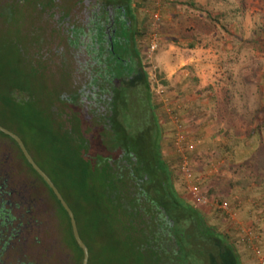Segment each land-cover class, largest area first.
<instances>
[{"label": "rangeland", "instance_id": "1", "mask_svg": "<svg viewBox=\"0 0 264 264\" xmlns=\"http://www.w3.org/2000/svg\"><path fill=\"white\" fill-rule=\"evenodd\" d=\"M0 1L7 2L0 19L6 18L13 27L9 34L0 31V84L7 88L11 82L10 68L18 64L14 42L11 43L15 39L20 46H27L25 52L31 61L34 56L38 57L47 68L44 77L37 82L40 86L35 89L40 96L68 83L71 84L68 89L60 91L64 98L82 89L91 70L86 47L81 43H89V40L84 38L80 43L77 37L66 38L68 34L63 29L71 24L70 19L64 22L62 16L57 17L61 11L69 9L74 0ZM185 1L134 0L143 30L139 37L143 61L159 105L155 118L159 123L162 154L171 166L178 194L201 209L221 236L231 235L241 264H264V0H195L201 6L198 10ZM53 2L56 7L46 10V5ZM40 43L42 48L38 54L34 49ZM190 67L202 73V77L194 81L202 88L201 109L189 110L184 106L191 91L185 88L187 80L183 70ZM66 74L70 75L69 79ZM143 96L141 92L139 98ZM132 98L131 106L142 114ZM79 104L83 119L88 116V120H94L93 124L106 122L101 106ZM62 108L66 111L65 104ZM144 109L148 120H153L147 105ZM199 111H202V123L194 118ZM19 112V108H8L0 99V123L18 132L37 161L51 173L55 168L52 160L55 153L47 136L51 134L36 117L27 114L25 119ZM138 114L128 115L133 130L140 125ZM66 119L63 112L62 121L67 123ZM46 121L44 119L43 124ZM152 126L155 130V121ZM91 128L94 134L100 135L97 127ZM178 135L183 136L181 141ZM203 135H214L216 144L205 147ZM61 141L57 138L59 147ZM64 149L65 144L58 154L60 159L67 155ZM185 160L191 169L190 177L183 169ZM58 166L61 173L56 176L57 183L70 199L69 194L75 195L78 190L71 192L67 188L71 182L64 175L75 168L69 169L65 160ZM190 185H197L209 202L199 201L190 192ZM224 201L228 202V208L221 206ZM94 216L92 214L93 230L87 235L91 247L103 251L106 264H127L122 247L110 241L109 223L96 220ZM82 217L78 212L79 221ZM112 247L120 252L113 254ZM191 247L197 248L194 244ZM61 254L62 264H67V252L63 249ZM203 261L202 256L190 259L194 264ZM94 264H98L97 261Z\"/></svg>", "mask_w": 264, "mask_h": 264}, {"label": "trees", "instance_id": "2", "mask_svg": "<svg viewBox=\"0 0 264 264\" xmlns=\"http://www.w3.org/2000/svg\"><path fill=\"white\" fill-rule=\"evenodd\" d=\"M185 2L194 10L201 8L195 0ZM6 3L0 1V12L5 8ZM0 23V31L9 34L13 28L9 20L0 19ZM70 37L68 35L66 38L70 39ZM14 40L11 43L14 42L16 50L14 55L17 56L19 64L21 56L24 53L27 54L25 52L27 46L22 47ZM11 43L8 42V44ZM41 48L40 43L39 47H35V53H38ZM115 51L120 55L125 52L119 45L116 46ZM111 52L114 62L117 58L114 57V51ZM34 58L35 62L31 61L28 76L29 106L24 108L22 102L16 100L14 96L15 92L17 93L16 90H19L20 94L23 93L24 78H27L23 74L22 67H17L18 64L15 63L8 73L10 84L7 88L0 84V99L8 108H19V113L25 119L27 114L33 118L36 117L51 134L47 136L55 153L52 157L55 168L51 169L49 174L74 211L83 239L88 240V232L93 230L92 214H94V219L109 223L110 241L113 245L122 247V254L127 264H194L190 263V259L199 256H202L204 260L202 264H241L231 235L221 236L220 232L208 223L204 213L190 208L175 189L173 171L161 150L159 123L157 117L155 118L159 105L153 96L149 98L148 105L153 120L149 118V124L145 121L147 126L139 135L128 132L132 127L129 123V114L125 112L126 107L121 103L116 104V101L111 106L113 113L107 118L109 128L103 121H97L95 124L86 123L81 116L76 123L71 124L69 118L66 119L69 124L64 122L65 119L60 123L49 114L45 116V110L50 109V105L47 104L45 108L40 101L59 100L60 91L68 89L70 83L54 91L48 90L49 94L40 96L35 89L40 86L41 83L37 82L44 77L46 72L44 70L47 68L42 64L41 59L35 56ZM117 62L110 70L112 78L118 79L125 74L137 71L141 75L142 83L147 89L149 88V74L145 70V65L140 64L139 70L123 61ZM66 75L69 79V74ZM115 91L119 96L117 87ZM63 99L66 98L63 97ZM116 116H119L118 120ZM44 119L47 121L43 124ZM154 121L155 130L152 126ZM91 126L95 129L97 127V130L101 131L100 135L94 134ZM57 138L62 140L60 147ZM64 144L66 149L63 151L67 155L60 159L58 154ZM121 153L124 155L121 156ZM64 160L69 169L75 168L64 175L66 176L64 178L71 182L68 186L66 183L67 188L71 192L78 190L75 195L69 194L70 199L62 192L56 178L61 173L58 170L60 169L58 163ZM32 172L36 174L33 169ZM76 183L79 186L76 187ZM47 193L58 209L62 223L63 246L74 254L75 264H82L83 251L73 235L69 215L49 187H47ZM73 198L77 204L72 202ZM163 208L167 211L166 213ZM78 212L83 216L80 221ZM201 243L202 250L197 246ZM190 244H194L197 248L193 249ZM112 249L113 254L120 252L117 247ZM102 255L103 251H97L92 247L89 264H94L96 261L98 264H106Z\"/></svg>", "mask_w": 264, "mask_h": 264}, {"label": "flooded vegetation", "instance_id": "3", "mask_svg": "<svg viewBox=\"0 0 264 264\" xmlns=\"http://www.w3.org/2000/svg\"><path fill=\"white\" fill-rule=\"evenodd\" d=\"M54 6V2L50 3L46 5V10ZM64 13L65 15H62ZM57 17H61L64 22L70 19L71 24L66 30L63 29L64 33L73 38L77 37L80 43L84 38L89 40V43L84 42L81 45L86 47L87 59H89L87 64L91 71L84 87L66 95V99L60 95L59 100H41L45 108L47 104L50 105V109L45 110V116L49 114L57 122L62 123V114L65 112L71 124L76 123L80 117L79 103L87 102L88 106L93 104V107L101 106L104 109L102 114H105V125L109 128L107 118L113 113L111 106L115 101L116 104L121 103L126 107L127 114H138L131 106L132 100H130L131 95L135 93L132 99L139 106L138 112L142 114H138L137 119L140 125L134 127V130L131 127L132 131L130 128L128 132L139 135L147 126L145 121L148 122L144 108L150 104L149 98L154 97L150 76H148L149 88L147 89L137 71L125 74L118 79L112 78L110 73L118 60L127 65H133L139 70V65L143 64L147 71L139 38L143 30L134 0H74L71 7L61 11ZM117 45L125 50L123 55L116 53ZM111 51H114V57L117 58L114 62ZM21 57L17 67H22L23 74L27 78H24L23 93L20 94L19 90H16L17 93L15 92L14 96L16 100L22 102L24 108H27L30 101L28 76L31 58L25 53ZM147 73L149 74L148 71ZM70 75L72 76L71 73ZM116 87L119 96L116 95ZM141 92L145 95L143 99L139 98ZM63 104L66 111L62 110ZM116 117L118 120L119 116ZM84 120L89 124L94 122V120H88V116ZM8 129L20 136L35 162L53 181V177L37 161L23 137L16 131ZM122 155L124 154L121 153ZM124 161L126 162V159ZM32 169L37 175L32 172ZM53 182L55 184V181ZM47 187L50 188L45 179L29 163L18 142L0 131V264H62L63 249L67 252V264H75L74 254L63 246L61 219L56 204L48 196ZM185 202L190 208L202 213L201 209ZM163 210L167 212L164 208ZM82 240L88 246L90 261L92 245L89 240L83 238ZM197 246L202 250V243Z\"/></svg>", "mask_w": 264, "mask_h": 264}, {"label": "water", "instance_id": "4", "mask_svg": "<svg viewBox=\"0 0 264 264\" xmlns=\"http://www.w3.org/2000/svg\"><path fill=\"white\" fill-rule=\"evenodd\" d=\"M0 131L8 134L11 137H13L18 142L19 146L21 147V149H22L25 157L29 161V163L45 179V181L48 183L50 188L53 190V192L56 195V197L58 198V200L61 202L63 207L66 209V211L69 215V218H70V222H71V226H72V230H73V235H74L77 243L79 244V246L82 248L83 253H84L82 264H88V262H89V249H88V246L85 244V242L82 240V238L80 236L78 223H77V219H76L74 211L72 210V208L70 207V205L68 204V202L66 201V199L64 198L62 193L56 187V185L54 184L52 179L49 177V175L35 162V160L31 156V154L29 153L28 149L26 148V146H25L23 140L20 138V136L18 134H16L15 132L9 130L8 128L4 127L1 124H0Z\"/></svg>", "mask_w": 264, "mask_h": 264}, {"label": "crops", "instance_id": "5", "mask_svg": "<svg viewBox=\"0 0 264 264\" xmlns=\"http://www.w3.org/2000/svg\"><path fill=\"white\" fill-rule=\"evenodd\" d=\"M183 73H186L185 79L187 80V86L185 88H187V89L189 88V90L191 91V93L187 96L189 98L188 103H187V101H185L184 106L186 108H189V110H190V108H195V107H198L201 109L202 108V88L195 85L194 81L200 79L199 77L200 76L202 77V73L200 71H195V70L191 69V67L188 69H184ZM200 82H202V81L200 80ZM192 95H193V97H192ZM194 118L198 120L197 123H202V111H199L198 113H196V116ZM197 136L202 137V135H197ZM208 136H209V141H207ZM203 138H206V140H204L205 141V143H204L205 147H207V146L210 147L211 143L216 144L214 141V139H216V137L214 138V135H203ZM201 150H202V147H201Z\"/></svg>", "mask_w": 264, "mask_h": 264}, {"label": "built area", "instance_id": "6", "mask_svg": "<svg viewBox=\"0 0 264 264\" xmlns=\"http://www.w3.org/2000/svg\"><path fill=\"white\" fill-rule=\"evenodd\" d=\"M152 47L155 48L156 47V44H153ZM178 137H177L178 138V141H181L183 136L182 135H178ZM178 144H179V142H177V145ZM183 166H184L183 169L185 170V172L187 174V177H190L191 176V169L188 166V162H186V160L184 161V165ZM189 188H190V192L195 197H197L198 200L201 201L203 204H206L207 202H209L207 196L201 194V190H200V188L197 185H190ZM221 206L223 208H228L229 204H228V202L224 201V202H222Z\"/></svg>", "mask_w": 264, "mask_h": 264}]
</instances>
